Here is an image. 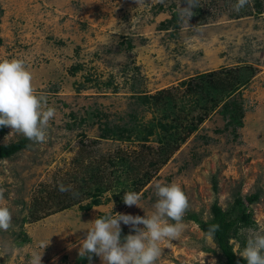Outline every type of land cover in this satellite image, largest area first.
Masks as SVG:
<instances>
[{"label": "rangeland", "instance_id": "rangeland-1", "mask_svg": "<svg viewBox=\"0 0 264 264\" xmlns=\"http://www.w3.org/2000/svg\"><path fill=\"white\" fill-rule=\"evenodd\" d=\"M224 69L211 110L187 82ZM162 90L172 103L142 102ZM0 120V145L26 141L0 161V264H224L197 220L252 195L229 244L264 252V0H0ZM170 133L179 148L157 170L151 154L133 169L106 161ZM81 159L101 177L81 175ZM52 194L73 205L31 221L36 203L57 209Z\"/></svg>", "mask_w": 264, "mask_h": 264}, {"label": "trees", "instance_id": "trees-1", "mask_svg": "<svg viewBox=\"0 0 264 264\" xmlns=\"http://www.w3.org/2000/svg\"><path fill=\"white\" fill-rule=\"evenodd\" d=\"M260 11V10H259ZM175 15V14H174ZM173 15L172 20L174 21L175 17ZM232 72L231 70H219V71H213L209 73H203L198 76H196L194 79L187 82L188 90L193 94L200 95L199 102L202 103L203 101H208L211 103L210 107L211 110H213L216 106H218V95L214 93L213 89L217 91L216 84H220L227 80V76ZM224 76H221V75ZM216 87V88H215ZM192 88V89H191ZM211 90L214 94L211 93ZM142 102L148 103L153 102L154 106H160L168 103H172V94L169 91L162 90L161 92L152 95V96H143ZM226 106V105H225ZM225 108V107H224ZM3 115V113H1ZM207 116V112L204 113V115H198L194 119L196 121L195 125H192L191 128L187 131L186 135L182 136L180 141L185 142L186 138L190 136L192 133V130L196 129L197 125L202 123L205 120V117ZM153 127H159L160 131L165 129V126L162 122H158L156 125H151V128L147 127L143 129V133L141 136V139H136V141H148V137L157 135L155 134L156 131L153 132ZM0 129H4V124L0 120ZM155 129V128H154ZM141 131V130H140ZM157 132V133H160ZM124 132V129L120 132H112L114 137L122 136V133ZM159 135V134H158ZM124 137V136H122ZM128 137V136H127ZM126 137V138H127ZM168 137V143H165V138L163 139L160 135L158 136V144L153 147L149 148L145 144H142L141 150L133 151L134 160L132 162H128L129 158L123 153V156L120 157L119 162L116 163L112 159H106L108 164L115 166L119 164V166H124L127 169H133L136 166L133 164L135 162H138L137 164H140V166L144 167L146 164V159L150 157L151 154L152 157L154 156L156 158L150 160L148 165L151 167H154V170H157L161 165H164L172 153L179 148V143L177 145L174 144V135L170 133L167 135ZM84 144L81 146L80 153H84ZM26 147V141L19 140L11 144H4L0 145V161L3 159L11 158L16 153L20 152ZM147 150V151H144ZM83 155V154H82ZM81 155V156H82ZM151 159V158H150ZM100 163H103L101 161ZM78 164L81 167V175L85 173L89 176L91 179H98L101 176L96 175L95 171L93 169H90L91 165L85 164V160L81 159L78 160ZM90 164V163H89ZM132 164V165H131ZM118 166V165H117ZM150 166H148L150 168ZM148 175V172L146 173V176ZM150 176L143 178H139V183L137 185H133L134 188H132L131 191L134 190V192L140 191V189L146 184ZM82 184H88L91 185L90 181H87L84 179V176H81ZM93 181V180H92ZM93 183V182H92ZM93 185V184H92ZM215 185V184H214ZM114 188V185H111V187H107L106 189L112 190ZM89 192H86L87 195L93 198L92 203L88 206H85V210H89L92 206H98L100 204V201L98 200V197L102 194L103 190L100 188L99 185L94 186L93 190L94 192H91V188H88ZM64 196L66 195L65 191H62ZM124 195V190L119 189L116 187L115 192H113V199L117 201V203H120L122 201V197ZM64 196H58L51 195V198L53 201L56 202V205L58 206L56 210L45 208L44 206L47 205L46 203L44 205L37 204V207L31 211L30 219L31 221H38L42 218H45L49 216L50 214H53L58 211H62L70 206H72V203L66 202V198ZM59 197H63L62 200H59ZM258 196L252 195L245 198H235L234 203L230 209H227L226 211H223L220 206H218L216 203H214L211 206L210 212H211V218L208 221H201L197 220V223L199 225V228L205 232L206 234L211 235L214 240L216 241L217 247L220 250L223 258H224V264H264V252H260L256 256L252 257H239L233 252L232 245L229 244V240L236 235L237 229L241 226H247L250 222V215L246 211V205L252 204L257 200ZM41 202V201H40ZM47 209V210H44ZM41 211V213H40ZM115 237L117 241L121 242L123 240H128V233L122 229L119 228L116 233Z\"/></svg>", "mask_w": 264, "mask_h": 264}, {"label": "crops", "instance_id": "crops-1", "mask_svg": "<svg viewBox=\"0 0 264 264\" xmlns=\"http://www.w3.org/2000/svg\"><path fill=\"white\" fill-rule=\"evenodd\" d=\"M93 251H95L96 252V250L94 249Z\"/></svg>", "mask_w": 264, "mask_h": 264}]
</instances>
